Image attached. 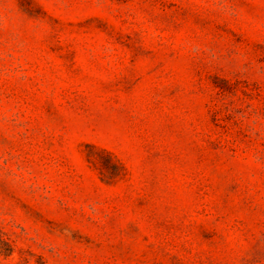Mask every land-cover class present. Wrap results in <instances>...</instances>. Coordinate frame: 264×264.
<instances>
[{"label":"rangeland","instance_id":"rangeland-1","mask_svg":"<svg viewBox=\"0 0 264 264\" xmlns=\"http://www.w3.org/2000/svg\"><path fill=\"white\" fill-rule=\"evenodd\" d=\"M0 264H264V0H0Z\"/></svg>","mask_w":264,"mask_h":264}]
</instances>
